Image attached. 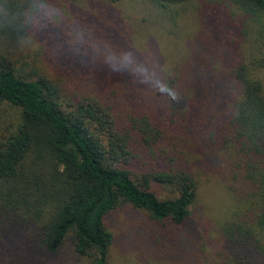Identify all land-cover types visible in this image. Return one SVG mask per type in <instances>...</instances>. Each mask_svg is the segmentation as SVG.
<instances>
[{
  "label": "trees",
  "instance_id": "1",
  "mask_svg": "<svg viewBox=\"0 0 264 264\" xmlns=\"http://www.w3.org/2000/svg\"><path fill=\"white\" fill-rule=\"evenodd\" d=\"M143 7L176 48L177 20L205 25L187 67L75 66L88 40L134 59ZM197 152L226 199L188 233ZM126 207L156 264H264V0H0V264H51L66 242L107 264L108 220Z\"/></svg>",
  "mask_w": 264,
  "mask_h": 264
},
{
  "label": "rangeland",
  "instance_id": "2",
  "mask_svg": "<svg viewBox=\"0 0 264 264\" xmlns=\"http://www.w3.org/2000/svg\"><path fill=\"white\" fill-rule=\"evenodd\" d=\"M150 11V10H148ZM136 16V23L132 25V28H127L128 36L126 39L132 40L133 51L132 54L137 60L130 58L125 53L118 49L119 39H101L98 43H92L93 40L88 42L82 50H74L76 54L75 66L82 64L84 67L95 71H111L117 63L128 62L130 66L133 63L132 68L145 67L146 70L151 72L154 69L171 70L181 69V67H187L184 60L187 55H192V46L196 38L197 32L206 37L205 25L202 22L199 26H194L191 20L181 19L177 20L176 27L178 30L177 43L178 48L175 47L176 41L172 42L170 36L171 26H165L164 28L157 27L153 20H149L145 25L142 20L148 19V12L145 7L140 8L133 12ZM182 22L188 23L186 27L181 29ZM139 24V27H138ZM148 25V28L146 27ZM191 25V26H190ZM143 30L142 34L139 32V28ZM181 27V28H180ZM189 27V28H188ZM176 39V38H175ZM202 40V39H201ZM169 41V42H168ZM115 55V56H114ZM97 65V68L93 69ZM103 65H107L103 68ZM114 65V66H112ZM121 65V64H119ZM160 68H157V67ZM88 84V81H86ZM89 85V84H88ZM95 86L92 84L86 87V93H90ZM205 150H202L204 154ZM203 154L197 152L193 159H196L195 165L192 166L193 173L200 177L201 186L198 197V204L196 210V225L192 226L188 233L199 230L200 227H209V223L213 221L221 204L226 199V194L223 190L225 182L222 179L221 168L214 163L215 159L203 158ZM203 159V160H202ZM201 164L204 167H210L205 174L201 169ZM200 166V168H199ZM201 169V170H200ZM199 211L202 212L199 215ZM142 223V213L132 210L130 207H126L122 210L114 211L108 220V230L113 235V243L110 247L109 259L107 264H156L152 259L155 257L154 253L147 250L146 245H142L141 236H138L136 230ZM187 258L186 254L179 258L173 259L171 262L177 264H183L182 260ZM197 257H192L191 263L196 262ZM51 264H89L86 260L76 256L70 247V243L66 242L59 254L53 259Z\"/></svg>",
  "mask_w": 264,
  "mask_h": 264
}]
</instances>
